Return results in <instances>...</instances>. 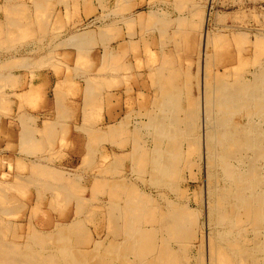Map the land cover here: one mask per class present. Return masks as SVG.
<instances>
[{"label":"rangeland","instance_id":"374dc122","mask_svg":"<svg viewBox=\"0 0 264 264\" xmlns=\"http://www.w3.org/2000/svg\"><path fill=\"white\" fill-rule=\"evenodd\" d=\"M134 1L0 0V221L7 240L18 242L26 237L37 251L55 253L58 245L54 239L32 236V240L30 236L33 232L48 234L58 224L65 228L67 248L86 250L87 254L97 242L101 243L99 251L106 253L107 264H133L139 262L137 248L153 232L149 242L157 238L156 248L161 241L174 251L188 246L183 247V254L176 253L181 257L179 263L197 264L200 235L211 230L208 238L217 245L214 233H219L218 226L229 224L225 220L215 226L213 214L204 210L203 192L206 184L213 183L207 175L212 170H203L202 150L191 139L200 132L202 102L203 106L206 103L207 116L213 113L209 122L223 116L230 118L231 124L243 123L247 117L245 108L211 109L209 104L223 85L230 88L232 83L253 81L262 74L264 0H147L142 9L134 8ZM202 41L206 48L203 59ZM119 50V62L103 57ZM40 69L77 78L57 88L72 100L83 96V117L56 119L58 132L34 130L47 144L44 147L34 139L20 142L17 152L21 157L13 162L5 156L16 152L3 133L5 120L9 119L11 126L15 117L23 134L32 131L37 117L32 119L24 111H37L42 104L40 91L31 88L26 97L25 93L19 95L22 88L18 86L21 75L32 80ZM14 72L18 75L13 76ZM255 82L259 84L257 79ZM118 90L121 117L108 118L113 122L108 124L105 115L113 105L112 92ZM127 91L130 95L126 101ZM166 91L179 96L183 107L174 116V133L177 129L175 134L182 136H175L177 145L169 140L159 143L154 128L146 124ZM55 96L60 94L56 91ZM131 100L132 107L127 104ZM68 121L74 126L75 142ZM87 126L90 133L85 130ZM161 145L169 154L173 168L169 171L155 170ZM75 150L76 168L67 169L65 162ZM33 167L42 172H35ZM131 201L135 211L129 210ZM237 206L232 203L227 211L232 218ZM134 216L136 236L127 244L124 227ZM252 217L238 218L229 229L237 249L249 246V256L255 254L252 242L241 229L248 228ZM223 244L227 253L229 245ZM231 260L232 264L240 263L237 255Z\"/></svg>","mask_w":264,"mask_h":264},{"label":"bare ground","instance_id":"6f19581e","mask_svg":"<svg viewBox=\"0 0 264 264\" xmlns=\"http://www.w3.org/2000/svg\"><path fill=\"white\" fill-rule=\"evenodd\" d=\"M8 34H10V32ZM204 36H206V34H204ZM202 42L203 44L201 45L202 50L200 52V55L201 58L203 59L206 48L204 41ZM112 58L113 61H117V62L120 61L119 57H116L115 55ZM122 68L123 65H121V69ZM254 78L255 79H253V81L241 82L239 84L232 83L231 84L232 88L223 85L222 87L217 89L219 93L218 96L215 99L212 100L210 99V101L212 102L211 103L209 102L210 103L209 107H211V109H213L214 106H218L224 109H229L232 111L239 110L242 108L247 109L250 112L246 110L247 113L245 112V116L247 115V117L245 118L243 123L231 124L229 121L230 118L227 119L226 117L223 116H220L223 118L219 117V119L217 118L218 120L214 119L212 121L210 120L211 122H209V118L213 117V113L212 115L207 116V109L205 106L206 103L204 104L205 108L203 106V102L201 103V117H200L201 119L198 121L199 123L198 129L200 128V132L195 138H192L191 141L193 140L197 149L202 150L201 161L203 164L202 165L203 170L205 171L208 170V172L210 171V169L212 170L210 173L206 172L208 173L207 175L212 179L213 183H210V185H208L209 183L207 182L208 184H206L205 187L206 189L204 188L205 189V192H203L204 210L206 212L208 210L211 214H213L214 219L217 220L216 222H214L215 226H217L219 223L224 222L225 220H227V222L228 221L230 222L224 227L220 226L219 228L218 226V230L220 229L219 233L218 234L214 233L215 235L213 236L216 238L215 241L217 245L212 242V238H208L211 231L210 229H209L210 230L209 233H207L206 235L203 233L200 235V241L197 246L199 250L198 253L199 260L197 264H232L231 259L233 258V256L236 255L238 256V260L240 262L239 264H264V69L262 71V74L259 75V77L257 74V76H255ZM256 79L259 83L258 85L255 82ZM58 91L59 90L57 89V92ZM28 93L29 92L25 93L26 97ZM174 94L175 93L166 91L163 94V98L160 99L162 100L161 104L156 108L157 110L149 116V120L148 122H146L148 126H152L154 128L155 136H156L154 138L158 139L159 143L165 140L175 142L173 141L175 136L178 137V139H181L180 137H182L181 135L178 136L177 135L178 133L175 134L177 129L175 128L176 130L174 133V128H173L175 122L174 116H177L178 111L183 109L182 105H180L181 99L179 98V96L177 95L175 96ZM172 95H174L175 97ZM159 98H157L158 99L156 100L157 102H159ZM177 101L178 104L176 103ZM127 104L128 106L132 107L133 105L132 100L131 102H127ZM141 106L142 105H140V107ZM191 106L192 108L196 106L194 101H192ZM254 118H257V121L254 120ZM187 123L188 122H186L185 124L187 125ZM44 127L45 128L43 131L48 132L51 125L45 124ZM191 130L192 129H190V131ZM87 131H89V133L91 132V130H87ZM30 137H31V129L25 132V134H23L22 136H20V142L24 144L25 141H27ZM102 137L105 138V136ZM199 141H200V145H199ZM171 147L173 148V146ZM164 148L161 145L157 149L161 155H160V159H158L154 163L155 170L162 169L169 171V169H173L171 168L172 167L171 161L168 158L169 154L164 153L165 152ZM32 170H34L35 172H42V169H39L37 167H33ZM192 176L193 175H191V177ZM122 188L124 187L122 186ZM128 189L126 190L128 191ZM132 191L130 192L132 193ZM182 192L183 191H181V193ZM128 194L129 193H127V195ZM135 201L137 202L136 198ZM232 203H235L236 206L238 205L237 206L238 211L235 213L233 218L227 212L229 211V208L231 207ZM130 204L131 206L129 210L133 209L134 201L133 202L131 201ZM138 207H140V205ZM129 210L127 209V211ZM241 214L244 215L240 216ZM137 215L135 214L136 217ZM250 215L253 216L252 222L248 223V228H246L247 226L243 227L241 229V233H244V236L246 238H249L252 242V249L255 254L254 255L251 254V256H249L250 251L248 252L249 246L247 249H240V250L235 247V243L233 242L235 238H233L232 230L229 231L235 220H238V218H241V220L245 218V220H247L249 219ZM130 216L132 217V215ZM135 216L133 217L134 220L132 218H131L132 220H129L130 223L127 224L126 227H124L126 224L123 225V227L126 228L125 231L126 236L124 237L129 238L128 241L126 240L127 244L130 243L133 237L136 236L135 227L133 225L135 224V222H132L135 221L136 219ZM124 217L123 220L125 219ZM2 224L3 222L0 221V264H107L108 262L107 257L105 255L106 253L99 251L101 243H97V242L92 243V241H89V243H92L93 245L91 250L88 249L90 253L87 254H85L86 250L85 251L83 250L84 251L83 253L80 252V250L77 251L70 249L69 247L67 248L65 242L63 241V238L66 235L65 228H63L62 226H58V224H55L52 231L50 230L51 232L48 234L45 235L42 234L43 236H41V234H36L32 230L33 233L31 232L32 235L30 236L31 239L33 237L34 238L40 237L44 241L54 239V241L58 245L55 250V253L53 251L49 252L47 250L44 252L41 250H40L41 252L37 251L36 249L33 248L34 244L31 245L29 241L26 239V237H23V240L18 242L7 240L4 237V234L2 233L3 231ZM205 224H207V220H205L204 225ZM30 226L28 225V227L25 228V233H27ZM67 227H69V225ZM249 233L250 236H248ZM29 235L27 234V236ZM151 235H153V232H149L146 236L147 239L145 240L146 242H144L140 248H137L135 254L139 262L133 261V264H180L179 263V258H181L179 256L180 254L176 255V253L181 252V254H183L184 252H186L185 249L188 248V246L186 247L183 246L185 249L182 246L178 247L174 251L173 248L167 246L168 243L166 241L165 242L161 241L159 242L158 248H156V244L154 243H156L157 238L154 237V242L150 243L149 238ZM223 243L229 245V251L227 253L225 249H223V245H224ZM124 244L125 243H123V247ZM225 247L226 246H224V248ZM120 252L121 251H119V253ZM109 257L111 256L109 255Z\"/></svg>","mask_w":264,"mask_h":264},{"label":"crops","instance_id":"0c3cea01","mask_svg":"<svg viewBox=\"0 0 264 264\" xmlns=\"http://www.w3.org/2000/svg\"><path fill=\"white\" fill-rule=\"evenodd\" d=\"M146 5H147V0H135L134 1V8L136 9H142ZM152 14H153L152 16L154 17L153 12ZM114 55L116 57H119V59H121L120 50L118 52L112 53V55L111 54L109 55L106 53L103 57L108 56V58L113 59L112 57ZM115 70L116 69H114V71ZM17 75L18 74H16L15 72L13 73V76H17ZM33 76H34L33 79L30 80L29 75L27 77L26 76L23 77L21 75L18 88H22V90L19 92V95L29 92L31 88L35 89V87L36 88L38 87V91H40L39 95L41 96L42 104L38 107L37 111L34 112L33 114H31L30 110H25L24 112L26 115L28 114L27 116L32 119L37 117V121L35 122V124L33 122V124L31 125L32 126L31 132L33 133V135L28 140L34 139L35 143H42L43 146L45 147L47 142L44 139L43 141H41L40 137L34 133L35 132L34 130L38 129L37 131L42 133L44 132L43 130L45 128L44 127L45 124H50L51 125L50 129L48 130V132L45 133V134H50V133L58 132L56 130L57 128L56 127L57 121H55L56 119H62L66 117L67 119L69 118L68 120H70L72 117L79 118V119L82 118L83 117V109H82L83 96H80V98H77L75 100H72L69 97V95H67L68 93H66L62 89L57 88V86L68 85L69 83L77 80V78L68 79V78H65L64 75L58 76L52 71V69L37 70L36 72H34ZM116 86L119 87L120 83L117 84ZM57 89L59 90L58 92L60 93V96L58 97L55 96V91H57ZM126 95H127V99H126L127 101L129 100V95H130L128 91L126 92ZM112 97H113V105L111 107V110L108 112V115H105V120L108 121V124L113 123L112 121H109L108 118L117 117V120H118L121 117V113H122L121 95L119 93V90L117 92H112ZM72 103H75V105H72ZM12 109H13V115H15V113L17 112V104L15 102L12 104ZM14 118L15 117H13L12 119L13 121L11 122L12 123L11 126H9V123H10L9 119H6L5 125L3 128V133L8 136V141H9L8 144L13 147V150L14 149L16 150V152H13L12 154L5 155L6 157L11 158L13 162H15L14 161L15 159H18L19 157H21V155H19V153L17 152V149L19 148V144H20V136L23 135L21 131L20 122L14 121ZM68 125L71 126V129L69 132L73 134L72 140L73 142H75L76 136L74 135L75 133L74 126L70 121H68ZM80 129L84 130V127H81ZM85 130H91V129L88 128L87 126ZM4 145H5V142L2 147H4ZM77 155L78 153L76 150L73 153H69V157L65 162V166L67 167V169L76 168L77 164H76V161H74V159L76 158Z\"/></svg>","mask_w":264,"mask_h":264}]
</instances>
